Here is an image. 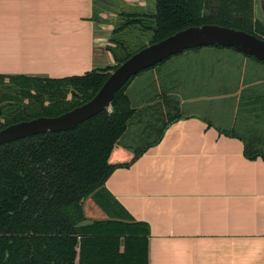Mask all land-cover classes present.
Returning a JSON list of instances; mask_svg holds the SVG:
<instances>
[{"label":"crops","instance_id":"crops-1","mask_svg":"<svg viewBox=\"0 0 264 264\" xmlns=\"http://www.w3.org/2000/svg\"><path fill=\"white\" fill-rule=\"evenodd\" d=\"M96 2L0 0V77L114 66ZM177 58L162 64L155 92L142 85L146 71L129 85L140 107L110 159L124 165L105 183L116 206L90 197L85 212L146 223L148 264H264V63L212 46ZM157 104L162 115L148 108ZM149 127L145 142L133 135Z\"/></svg>","mask_w":264,"mask_h":264},{"label":"trees","instance_id":"trees-1","mask_svg":"<svg viewBox=\"0 0 264 264\" xmlns=\"http://www.w3.org/2000/svg\"><path fill=\"white\" fill-rule=\"evenodd\" d=\"M106 2L97 0L95 20H100L97 13ZM253 2L155 0L152 13L127 21L113 31L111 41L116 46L110 47V51L116 64L112 67L64 78L0 77V83L5 79L10 81L0 92V129L39 116L60 115L82 105L97 94L111 72L132 54L187 27L220 24L264 39V23L253 19ZM136 24L141 26L146 41L131 49L130 41L117 37ZM212 47L237 51L232 47ZM168 59L131 77L117 92L110 109L78 127L0 145V264H148L146 223L130 216L90 219L85 202L91 197L107 211L116 206L105 183L117 167L124 165L112 163L110 159L137 113L128 87L138 75ZM13 91L35 99L17 100ZM46 92L51 93L49 104L43 98ZM5 103L9 104L7 109H4ZM167 104L172 120L178 114L177 101L169 97Z\"/></svg>","mask_w":264,"mask_h":264},{"label":"water","instance_id":"water-1","mask_svg":"<svg viewBox=\"0 0 264 264\" xmlns=\"http://www.w3.org/2000/svg\"><path fill=\"white\" fill-rule=\"evenodd\" d=\"M202 46L232 47L264 61V39L255 34L220 24L190 26L132 54L111 72L97 94L82 105L60 115L39 116L0 129V145L36 134L74 129L101 111L110 109L117 92L131 77L173 55Z\"/></svg>","mask_w":264,"mask_h":264},{"label":"rangeland","instance_id":"rangeland-1","mask_svg":"<svg viewBox=\"0 0 264 264\" xmlns=\"http://www.w3.org/2000/svg\"><path fill=\"white\" fill-rule=\"evenodd\" d=\"M103 9H99L97 15L100 18V23H106L111 26V29L114 31L116 28H119L120 26L124 25L127 21L131 20H137L140 19L138 16H142L144 14H150L155 9V0H107L106 3H102ZM260 11V10H259ZM260 16L261 12H260ZM264 22V21H263ZM141 26L139 24L133 25L129 28H126L124 31H122L120 34H118L119 39L122 41H130L131 49H135L138 47L142 42L146 41V38L143 37V33L141 31ZM111 36H113V32H111ZM113 43V42H112ZM116 46V45H115ZM129 46V48H130ZM189 50H186L185 52H188ZM179 54L173 55L172 57H169L168 60H174L179 59L177 58ZM183 60V59H180ZM186 63H188L186 61ZM189 64V63H188ZM194 67V66H193ZM192 65H188V68H193ZM164 70V65H159L153 69H150L146 71L147 73L142 76L143 82L142 85L144 88L147 89V91L155 92L157 87L155 86L156 83V75ZM145 72V71H144ZM9 79H5L4 82L0 83V92H2L3 89H6V84L9 83ZM141 83V81H138ZM22 92H14L13 94L17 96V100L29 102L32 99L35 98H27L21 95ZM36 94H41L40 91H35ZM44 94V92H42ZM50 92H46L44 95V100L46 104H49L50 102ZM151 98V97H150ZM68 99H71V95H68ZM133 103L136 108H139L140 103L134 99ZM4 106H6L4 109H7L9 104L5 103ZM152 112H158L160 115H162L164 112L163 110L159 111L158 104L148 107ZM153 125V124H151ZM151 130L149 127L148 131L143 132L141 129L140 132H136L133 135L136 138H140L141 140L143 137L147 138L148 132ZM145 140H142L145 142Z\"/></svg>","mask_w":264,"mask_h":264},{"label":"flooded vegetation","instance_id":"flooded-vegetation-1","mask_svg":"<svg viewBox=\"0 0 264 264\" xmlns=\"http://www.w3.org/2000/svg\"><path fill=\"white\" fill-rule=\"evenodd\" d=\"M260 12L262 16H260ZM253 15L254 20H261L262 22L264 21V0H254Z\"/></svg>","mask_w":264,"mask_h":264}]
</instances>
